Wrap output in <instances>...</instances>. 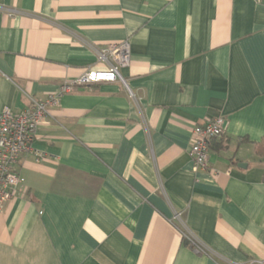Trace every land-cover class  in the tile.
<instances>
[{"label":"crops","instance_id":"0c3cea01","mask_svg":"<svg viewBox=\"0 0 264 264\" xmlns=\"http://www.w3.org/2000/svg\"><path fill=\"white\" fill-rule=\"evenodd\" d=\"M126 41L130 92L66 94L15 165L27 190L0 208V264H264V0H0V114ZM218 117L194 172L192 131Z\"/></svg>","mask_w":264,"mask_h":264},{"label":"built area","instance_id":"2783aa9c","mask_svg":"<svg viewBox=\"0 0 264 264\" xmlns=\"http://www.w3.org/2000/svg\"><path fill=\"white\" fill-rule=\"evenodd\" d=\"M98 61L106 68L88 70L75 81L60 85L57 92L46 100H32L30 105L20 114L5 109L0 114V208L14 199L19 193L27 190L25 179L15 171L14 167L22 155L32 149L38 131L48 117L50 109L60 105L61 99L72 93L78 87H87L98 83H120L129 92L128 82L123 77L122 69L131 62L129 43L110 44L98 52ZM226 120L218 117L203 125L196 126L191 135L189 155L193 162V171H208L210 169V143L224 135ZM218 175V172H214ZM182 213L174 216V221L181 230L183 239L197 253L208 254V250L182 227Z\"/></svg>","mask_w":264,"mask_h":264},{"label":"trees","instance_id":"16d2710c","mask_svg":"<svg viewBox=\"0 0 264 264\" xmlns=\"http://www.w3.org/2000/svg\"><path fill=\"white\" fill-rule=\"evenodd\" d=\"M215 140L211 141L210 143V147L212 146V143L214 142ZM257 153L260 155V156H263L264 157V144L260 145L258 148H257Z\"/></svg>","mask_w":264,"mask_h":264}]
</instances>
